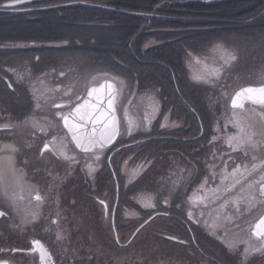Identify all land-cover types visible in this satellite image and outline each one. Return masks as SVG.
Instances as JSON below:
<instances>
[{
  "label": "rangeland",
  "instance_id": "obj_1",
  "mask_svg": "<svg viewBox=\"0 0 264 264\" xmlns=\"http://www.w3.org/2000/svg\"><path fill=\"white\" fill-rule=\"evenodd\" d=\"M7 3L3 4L4 7L1 8V11L11 8L13 10L18 9L20 12L23 11V14L28 13L26 6L15 5L9 7L10 5H8L6 7ZM62 42H64L63 39ZM227 44V47L224 44L214 45L209 52L201 55L190 53L187 66L188 68L190 66L193 78L204 77L211 80V83L205 84L214 86L213 90H217L220 96L229 100V95L248 76L251 77L250 82L264 79V37L261 38L259 44L244 43L239 45L237 42H232L234 45ZM230 55H234L236 59L231 60ZM197 60L199 63H197ZM84 61L83 58L77 55L68 58L61 56L46 72L36 70L33 73L28 72L33 70L30 68L31 63L29 61L23 64L28 69L20 67L7 69L15 82L12 85L17 90L15 96L24 98L22 92L24 94L26 92L25 97L28 101H35V104L33 109L29 107V111L27 110L24 118L19 117L17 113L19 112L20 103H13L4 92H0V125L3 123L7 126H13L12 130L5 129L0 133V208L4 209L6 206L15 221L17 217L22 215L23 217L21 216L22 218H19L17 222L19 223L22 220L24 225L28 224L27 222L31 223L35 219H39L44 214L46 215L43 212L44 206H47V208L52 207L49 210L51 212L50 221L56 219L55 227L63 233V236H58L59 240L63 241L60 242L61 246L65 247V261L62 262L63 259L59 258L62 263L218 264L208 263L209 259L202 253H197L192 247V241L190 242L189 239H177L186 243V247L183 246V248L174 246L170 244L171 242L167 243L163 239L150 236L154 220L146 228L149 230L147 232L141 230L142 235L140 237L136 236L127 248H112L109 244L103 242L101 238L96 237L97 235H105L98 234L103 230L107 234L112 232L108 225L111 224L110 218L113 205L115 203V207L118 202V184L116 185L115 179L109 178L108 173L105 172L108 168L107 162L112 157L111 164L114 166L119 159H125L128 162L127 159H131L132 156L135 157L136 151L142 145H138L136 148L131 146L133 140H138L135 139L138 137H128L129 134L126 131L129 126L128 122H132L131 135L136 136L139 132L148 131V128L150 131V124H155V120L159 118V113H161V101L157 94L153 92L154 90L143 91L144 89H141V87L133 86L130 82L115 76L105 68L94 69L86 65L90 61ZM217 69L222 74L219 79L213 75ZM34 74L38 75L35 76ZM225 75L226 85L222 86L220 83L224 80ZM104 80H111L118 86L119 96L116 108L120 118L121 136L124 140L115 149L100 153L96 152L99 154L100 159L95 160L93 153L83 155L74 149L66 133L60 127L59 119L54 114L66 112L69 108L68 104L72 105L79 96L84 95L91 84L96 85ZM195 81L197 82L196 79ZM26 98H24V101L27 103ZM37 103H39V107H37ZM53 103H64L65 107L56 109L53 114L50 109ZM213 110L218 111L217 105L213 106ZM164 123L170 127L178 124L174 122L171 114L165 116ZM215 124H217L215 131H220L219 122ZM223 132L226 131L223 130ZM50 137L55 138L51 148L57 154H52L54 158H51L49 153L39 154L35 158V151L39 152L43 142L48 141ZM214 140L213 138L212 141H208L205 144L206 146L201 143V152L197 151V154L202 156V165L205 163L207 168L210 166L215 170L214 174L216 175L221 168L217 170L218 163L212 162L211 155L216 152L218 158H220L223 157V153L221 154L217 150L218 146H215ZM13 148L15 151L12 150ZM172 148H174L173 145L167 146L168 150ZM61 152L68 157H72V159H65L64 156L60 155ZM144 161L145 163H143ZM192 161L193 157L189 154L184 157L169 151H155L148 153V156L141 161L138 158L136 163L133 162V165L122 164L117 170L121 185L124 186L125 181L126 184L128 181H132L136 176L144 173L145 170L144 175L147 176L143 182L148 181V183L139 189L135 200L133 199L134 194L131 192L133 190L130 188L132 183L130 184L129 189L121 197V202L124 204H120L121 217L123 219L132 217L139 219V224L141 219L147 217L153 210H157L158 213L164 214L157 217L162 220L163 227L167 228L170 221L167 214L171 211L182 218L187 230V226H192L194 222L201 223L202 219H197L196 215L198 209L202 210L205 207H196L194 196L196 197L197 194L189 193L186 200L184 197V190L187 191L190 181L194 180L195 168ZM89 164L94 169L91 174H89ZM223 164L226 166L222 168L224 172L227 168L231 169V166L236 167L232 161L229 164L230 166L224 162ZM100 170H103L101 174L99 173ZM176 175H179V178L177 177L178 181L180 175L182 176L179 183H176ZM109 179L114 182L117 198L112 197ZM199 188H204V185ZM250 188L247 187L246 191H249ZM36 195L42 198L40 202H34L35 198L33 196ZM179 196H181V200H179ZM213 201L214 198L208 200V203ZM254 201L255 198L250 196L247 202V209L249 208V210L247 213L242 214L240 219H226L225 214H222L219 210H214L213 207V212L210 209L208 210L210 215L206 214V221L210 223L211 220L213 232L222 229L227 234L233 229L239 230L242 228H245L246 231L251 227L254 218L264 211V207L261 208ZM160 202L169 208H163L159 205ZM213 204L210 207L214 206ZM37 208L41 211L36 212ZM30 213H34L35 217H29ZM189 213H191V218H189ZM105 214L106 217H104ZM97 218L100 219L98 224L95 221ZM155 219V221L158 220ZM170 227L174 228L173 232L176 231L173 224H170ZM14 228L11 220L0 222V244L11 249L24 245V243L20 244L19 240L14 237ZM245 231L241 233L245 234ZM131 234L125 235L124 239L120 240L121 244L126 243ZM173 235L179 238L177 234ZM117 236L120 239L121 231L118 232ZM26 237L21 235L22 241ZM28 238L25 240L27 241ZM72 238H76V240L71 245ZM243 238H245V235ZM226 239L229 241L230 238ZM227 248L208 247L205 248L204 254L223 262L230 255H233L232 251L229 253ZM12 256L13 260L10 264H33L31 259H24L19 255Z\"/></svg>",
  "mask_w": 264,
  "mask_h": 264
},
{
  "label": "trees",
  "instance_id": "obj_2",
  "mask_svg": "<svg viewBox=\"0 0 264 264\" xmlns=\"http://www.w3.org/2000/svg\"><path fill=\"white\" fill-rule=\"evenodd\" d=\"M12 1L15 0H0V92H4L13 103H20L19 117H24L30 104L25 97L26 92L22 94L27 103L24 98L15 96V89H10L15 82L7 69H28L23 64L29 61L33 70L28 72H46L57 58L77 55L90 61L87 66L105 68L143 91L154 90L161 101L159 120L171 114L175 123L183 125L179 130L164 134L197 137V141L187 147L191 148L189 151L196 146L201 152V143L206 146L211 127L224 115V97L212 89L214 86L195 83L191 79L187 67L190 53L201 55L209 52L214 45H234L232 42L239 45L259 44L264 37V0H28L27 4L21 5L28 8L26 14L11 8L1 11L3 4ZM224 84L226 75L220 85ZM215 105L218 111L213 110ZM158 123L150 133L136 136L142 147L136 151L134 158L132 156L131 162L136 163L138 158L141 161L148 153L163 151L167 146L178 147L174 139L161 138L163 132L158 129ZM169 142L171 145H168ZM214 158L217 162V157ZM107 173L112 179L108 168ZM114 173L119 186V207L127 189L120 184L117 171ZM144 173L129 186L134 198L139 189L148 183L143 182L147 176ZM110 184L112 197H115L114 182L110 180ZM159 205L169 208L161 202ZM158 212L154 210L138 224L139 219H123L120 214L118 218L116 211L114 227L117 233L121 231L119 242L155 215L136 236L142 235L141 230L147 232L149 229L146 228L154 220L150 236L171 242L174 246L186 247L175 239H189L191 242L194 225L187 226L188 231L182 218L170 211L167 214L169 225L163 227L162 220L157 216L164 214ZM155 218L158 220L155 221ZM95 221L98 224L100 219ZM170 224L176 228L175 232ZM108 226L112 230L111 224ZM111 233L103 230L98 234L105 235L96 237L112 248L130 246L119 247ZM75 240L71 239V245ZM208 241L212 240L199 236L197 245L201 253L206 251L205 248L217 247L215 243L207 244Z\"/></svg>",
  "mask_w": 264,
  "mask_h": 264
},
{
  "label": "flooded vegetation",
  "instance_id": "obj_3",
  "mask_svg": "<svg viewBox=\"0 0 264 264\" xmlns=\"http://www.w3.org/2000/svg\"><path fill=\"white\" fill-rule=\"evenodd\" d=\"M250 81L251 78L245 80L238 88L245 86H254L256 88H259L261 86H264V79H259L253 82ZM250 96L252 97V99L256 100H259L260 98L259 93H252L250 94ZM247 99L248 102L241 110L227 107V114L222 116L218 124L221 130L212 132L211 134V138L209 141H212V139L215 138L214 144L215 146H218L217 150L220 151L221 154L223 153V157L220 158L216 156V152L211 155V159H213L212 162L215 161L214 157H217V162H215V164L218 163L217 170L221 168L219 172L216 173V175L214 174L215 170L210 166H208L209 168H207L205 163H203L202 165V157L197 154L199 147L195 146L192 151H189L190 147L187 148L197 141V137H193L190 135H166L164 133L175 129L179 130L183 128V125L181 123H178L177 125L170 127L166 123H164L165 117H163L159 122L158 129L163 132L161 138H170V140L174 139V144L178 145V147L174 146V148L170 150L164 148L163 151L173 152L184 157H187V155L189 154L193 157L192 164L195 168V174L194 180L192 182L190 181V185H194V190L191 191V193H194V195L197 194L196 197L194 196L196 207H205L202 210L198 209L196 215L197 219H202L201 223L194 222V224L196 226H199L200 229L203 228L204 232L208 234V236L215 238L218 242L222 243L223 246L228 247V245H233V250H231L233 255H230L229 258H226L223 262L205 254V257L209 259L208 263L264 264V254L260 252L250 251L248 258L245 259L244 257V249L246 247H249V244H251L252 246H259L261 244V241L264 240V238H254L252 235L251 227L246 231L245 228L239 230L233 229L226 234L222 229H219L220 231L218 230L217 232H213L211 229V220L210 223L206 221V214L210 215L208 211L209 209L212 212L214 210H219V212L226 215V219L230 218L229 220H235L238 218L240 219V216L245 212L247 213V211L249 210V208L247 209V202L249 201L250 196L255 198L254 202H256L258 206H261V208L264 207V193L261 192V187L264 186V104L253 103L252 99ZM226 102V100L223 101L224 104ZM56 116L60 117L58 115ZM162 125L164 126L162 127ZM4 126L5 124L3 123L0 125V132L4 131L5 129L12 130L13 128V126ZM216 126L217 124H215V127ZM240 127H243L249 134H252L253 132L255 133V135L253 136L254 143L252 145H248L242 142ZM151 128L152 127L150 124V129ZM222 129L226 132L224 133ZM233 137H235V139H231ZM47 142H50V145H52L53 137H50L48 141H44L43 144ZM163 143H166V141H163ZM229 143H231V147L229 146ZM168 145H171V143L169 142ZM252 149L253 152L251 153ZM49 152H51V154H57L54 150H51ZM42 154H44V152ZM235 155H237L238 158ZM34 157L37 158L38 156L34 153ZM111 160L112 157H110V161ZM222 161L224 163H227L228 165L232 161V163H234L236 167L231 166V169L227 168L224 172L222 171V168L225 165ZM177 177L179 178V175H176V178ZM181 177L182 176L180 175L179 181L178 178L176 179V183H179L181 181ZM202 185H204V188H207V190H203L202 188L198 189V187ZM196 187L197 189L195 190ZM247 187H251L249 191H246ZM36 196H33V198H35ZM212 198H214V201L212 203H208V200ZM41 199L37 200L35 198L36 201L34 200V202H40ZM211 204H213L214 206L210 207ZM51 209L52 207L47 208V206H44L43 212L46 213V215L44 214L42 217H40L39 219H35L31 223L27 222L28 224L23 225L22 220L19 223L17 222L19 218L21 219L23 217L22 215L17 217L16 221L14 220L17 223H15L17 225V228L15 230L16 233L13 235L14 237H16V239L19 240L20 244L24 243V245H19L18 248L11 249L10 247H6L3 244H0V262H7L10 264L13 260L12 255H19L24 259H31V262L33 264H40L38 254L30 252V242L36 239L42 242V244L50 254V258L45 260L43 264H65L62 263L65 261V247L61 246L60 242L62 240L60 241L58 238L59 235L63 236V233L58 231V228L55 227L56 219H52L50 221L51 212L49 210ZM204 210H206L205 213ZM40 211L41 209L38 210L37 208L36 212ZM29 217H35V214L30 213ZM22 230H24L25 234L31 235L27 239V241L25 240L27 237L24 239V241H22L21 239ZM243 231H245V234L241 233ZM38 234L39 236H36ZM244 235L245 238H243ZM226 238H230L229 241ZM198 239L199 233L198 229L196 228L193 231V240L195 244L197 243ZM246 241L248 243H245ZM196 250L198 251L197 248ZM227 250L230 253L229 247L227 248ZM59 258L63 259V261L61 262Z\"/></svg>",
  "mask_w": 264,
  "mask_h": 264
},
{
  "label": "snow or ice",
  "instance_id": "obj_4",
  "mask_svg": "<svg viewBox=\"0 0 264 264\" xmlns=\"http://www.w3.org/2000/svg\"><path fill=\"white\" fill-rule=\"evenodd\" d=\"M21 0H15V3H19ZM231 60H235L236 57L234 55H230ZM197 63L199 61L197 60ZM227 63V61H226ZM213 75L216 76L217 79H219V69L215 70ZM22 78V77H19ZM194 79L197 80V82L203 81L204 83H211V80L206 79L204 77H194ZM105 85H101L100 89L93 88L88 91V97L92 98L94 97V102L90 100H84L82 104L75 105L72 112H70L68 115H61L60 113H57L58 116H61V119L64 122V127L68 129V132L71 134L72 141L75 142V145L77 148H79L81 151L88 153L93 152V155L95 157V160H99L100 156L99 154L95 153L93 150L96 148H99L101 151L109 144L111 143L117 135L120 134V128H119V122L117 120V117L115 115V108H114V102L117 98L118 93L113 91V85L108 83L106 87L110 90L105 92L102 96L98 94V92L103 89ZM252 93H259L260 98L259 100L252 99V97L249 95L248 98L252 99L253 103H260L264 104V86H261L259 88H242L240 91H237L235 95L231 99V105L232 108H243V103H238L240 98L242 96H245V94H252ZM67 95V93H65ZM79 99V97L77 98ZM54 107L60 108L63 107L61 104H54ZM37 107H39V103H37ZM83 110V111H82ZM75 116L78 118L79 121H82L84 123H70V117ZM91 123L93 125L91 131L82 130L85 129V124ZM129 126L126 129L127 134H132V122H128ZM97 126H100L99 128ZM164 125H162L163 127ZM4 127H9L5 125ZM240 135L242 138V142L248 145H252L254 143L253 136L255 133L249 134L245 131L243 127H240ZM215 139V138H214ZM235 139V137L231 138ZM55 140V138H53ZM229 146L231 147V143H229ZM49 149V144L44 145V151ZM15 151V149H12ZM235 150V149H233ZM60 155L64 156L65 159H72V157H68L65 153L61 152ZM89 168V174H91L94 169L92 168V165H88ZM235 171V170H234ZM261 192L264 193V186L261 187ZM7 195V193H5ZM37 200H40L41 197L37 195L35 197ZM4 212H0V216H3ZM189 218H191V213H189ZM262 225H264V218L260 220L258 224L255 225V231L252 232L253 236H256L257 238H264V228H262ZM59 238V237H58ZM37 243V242H34ZM245 243H248L247 241ZM229 250H233V245H228ZM250 251L260 252L264 254V240L261 241V244L259 246H252L249 244V247H246L244 249V257L245 259L248 258V255L250 254ZM43 259V256H42Z\"/></svg>",
  "mask_w": 264,
  "mask_h": 264
},
{
  "label": "water",
  "instance_id": "obj_5",
  "mask_svg": "<svg viewBox=\"0 0 264 264\" xmlns=\"http://www.w3.org/2000/svg\"><path fill=\"white\" fill-rule=\"evenodd\" d=\"M108 83L112 84V85H113V89H112V90L115 91L116 93H118V88H117L116 84H115L113 81H110V80H105V81H102L101 83H99L98 85L91 86V87L88 89V91L91 90V89H93V88L100 89V86H101V85H105V87H104L103 89H101V90L98 92V94L102 96L105 92L110 91V90L106 87V85H107ZM246 88H247V87H246ZM240 90H241V89H240ZM240 90H238V91H240ZM88 91H87V93H86L85 98H84L79 104H82L83 101L86 100V99L94 102V97H92V98L88 97ZM234 95H235V94H234ZM234 95H233V96H234ZM248 95H249V94H245V96H242V97L240 98V100L238 101V103H243V105H244L245 103H247V102H248V101H247V96H248ZM231 99H232V98H231ZM116 100H117V98H116ZM116 100H115V102H114V108H115V115H116L117 120H118V122H119V119H118V116H117V112H116V107H115V106H116ZM230 106L232 107V105H231V101H230ZM73 109H74V108H73ZM73 109H72L70 112H72ZM237 109H242V108L237 107ZM82 111H83V110H82ZM70 112H69V113H70ZM69 113H67L66 115H68ZM77 122H79V123H84V122H82V121H79L78 118L75 117L74 115L70 117V123H77ZM62 125H63V127H64V122H63V121H62ZM92 127H93V125H92L91 123H86V124H85V129H82V130H87V131L90 132L91 129H92ZM97 127L99 128L100 126H97ZM64 128H65V127H64ZM65 130H66V132H67V134H68L70 140L72 141V137H71V134L68 132V129L65 128ZM118 136H119V135H117V136L115 137V139H114L111 143H109L105 148H107V147H109L110 145H112V144L117 140ZM72 143H73L74 146L76 147L75 142L72 141ZM76 148H77V147H76ZM77 149H78L80 152H83V151H81L79 148H77ZM95 150H99V148H96V149H94L93 151H95ZM0 212H1V211H0ZM1 217H2V216H0V218H1ZM262 218H264V215H263V216H262V217H261V218H260L255 224H254V226H253V231L256 230V229H255V225L258 224ZM262 228H264V225H262ZM35 242H37V243H34V242L32 243V245H33V250H32V252H37V253L39 254V257H40L41 262L44 263L45 259H47V257H48V252L45 250L44 246H43L40 242H38V241H35ZM42 256H43V259H42ZM0 264H8V263H0Z\"/></svg>",
  "mask_w": 264,
  "mask_h": 264
}]
</instances>
